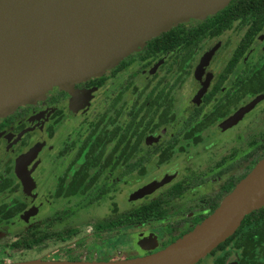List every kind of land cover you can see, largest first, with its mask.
<instances>
[{
	"label": "flooded vegetation",
	"instance_id": "obj_1",
	"mask_svg": "<svg viewBox=\"0 0 264 264\" xmlns=\"http://www.w3.org/2000/svg\"><path fill=\"white\" fill-rule=\"evenodd\" d=\"M231 1L192 26H173L185 31L171 35L166 50L148 47L160 33L95 80H80L52 98L22 104L0 119V226L10 224L13 229L9 232L14 233L19 231L20 226L14 224L17 221L26 223V228L41 223L21 238L5 240L0 248L38 231L52 235L63 234L68 228L76 230L71 238L52 237L40 247L9 254L2 264L30 260L110 262L144 256L164 248L200 222L199 216L215 209L201 210V200L218 194L237 173L243 158L264 145V0L238 1L236 5L246 8L225 12ZM132 66L136 70L123 79L103 112L92 115L81 131L79 122L87 121L95 95L104 85L111 95L115 83ZM183 89L191 91L187 94L189 106L184 107L188 98L183 104L186 122L182 139L174 134L163 143L160 136L169 133L168 125L177 119L176 103ZM86 91L87 99H92L86 111L79 112L77 96ZM128 91L135 97L133 103H121ZM251 103L239 119L224 125ZM210 128L220 135H231L214 137L218 142L233 144L227 153L200 145L206 142L203 132ZM240 129L245 138L233 142ZM70 131H81V138H70ZM55 144L61 145V150L56 160L50 161L47 158ZM35 146L37 151L31 158L19 160ZM177 163L181 169L170 171ZM117 170L118 180L124 179V183L113 188L106 180ZM132 174L144 182H133L135 188L129 198L147 184L167 181L151 193L121 204L123 192L131 186L126 177ZM208 182L212 186L206 192L192 195ZM174 186L184 190L171 201L175 211L166 218L130 229L121 224L104 228L108 220L124 217L127 211L159 199ZM113 189L111 200L108 195ZM82 197L90 199L86 206H77L75 214L68 210L60 213L64 214L60 218L42 214L41 220H33L50 205ZM100 199L106 203L96 204ZM154 227H158V234ZM129 234L136 236L137 251L115 249ZM8 235L0 237L7 239ZM227 251L228 247H216L196 264L208 256L213 257L209 264H215ZM18 253L26 256L17 257ZM229 253L225 264H241L233 251ZM57 256L63 260L53 258Z\"/></svg>",
	"mask_w": 264,
	"mask_h": 264
},
{
	"label": "water",
	"instance_id": "obj_2",
	"mask_svg": "<svg viewBox=\"0 0 264 264\" xmlns=\"http://www.w3.org/2000/svg\"><path fill=\"white\" fill-rule=\"evenodd\" d=\"M230 0H0V108L62 79L102 73L152 36L199 19ZM152 35V36H151ZM151 36V37H150ZM68 83V81H67ZM253 103L224 122L239 119ZM35 146L19 160L36 153ZM166 178L135 191L151 193ZM264 207V155L191 230L153 253L110 262L30 260L5 264H196ZM230 264H238L232 262Z\"/></svg>",
	"mask_w": 264,
	"mask_h": 264
},
{
	"label": "rangeland",
	"instance_id": "obj_3",
	"mask_svg": "<svg viewBox=\"0 0 264 264\" xmlns=\"http://www.w3.org/2000/svg\"><path fill=\"white\" fill-rule=\"evenodd\" d=\"M225 6V5H224ZM222 8V7H221ZM217 11V10H216ZM215 11H212L211 13L209 14H212L214 13ZM206 15H203L201 18L199 19H196V18H190L188 19L187 21H184L182 22V24H185V25H194L196 24L197 22H199L201 19H203ZM152 36V35H151ZM150 36V37H151ZM153 37V36H152ZM151 37V38H152ZM140 47H136L134 49H132L128 55L130 54H135L137 52L140 51ZM128 55H126L124 58L128 57ZM123 58V59H124ZM135 66V65H134ZM111 68V67H110ZM110 68H107L106 70H104L102 73H97V74H93L91 76H85L84 75V78H76V79H62L61 77H59V79L54 83L52 84H49V85H46L45 87H42V92L40 94H37L35 95L34 97H27L25 98L23 101H20V103L16 104L14 107L12 106H6L5 108H0V119L6 115H8L9 113H11L14 109H16L17 107L21 106L22 104H26V105H29V104H36L37 101L39 100V98H41L42 100L46 99V98H52L54 96L55 93H57L60 89L62 88H71L73 87L74 84H77L78 81L80 80H85V79H89V80H92L95 78H98L100 75H103L108 69ZM135 67H130L129 68V71L127 72V75L126 76H123L122 78H120L119 82L115 83V85L113 86V89H111L110 93L111 95L109 94V91H106L105 88L108 86V85H104V87L95 95L96 97L93 99V107L91 109V111H89V117L87 119V121L85 122L84 120L80 121L79 122V129L82 131V128L85 126V123L88 122V120L90 118H93L92 115H96L98 113H101L103 112V110L106 108V106L108 105L109 101L112 99V94L115 92V90L118 89L119 85L123 82V79H125V77H129V75L131 74V72L135 71ZM136 80V79H135ZM68 81V83H67ZM116 88V89H115ZM81 90V89H80ZM195 89L192 90V92L194 91ZM191 91V89H183L181 90V94L182 95H178V98H177V111H176V116H177V119H175V121L171 124L168 125V132L169 133H166L162 136H160V139H161V142L165 143V141H167L168 139L171 138L172 135L174 134H177V136L179 137V139L181 140L182 139V135L184 133V129L185 127L183 126V124L186 122L183 123L184 119L183 117L186 116V112H184L183 110V104L185 102H187V98H188V93ZM74 92H77V90H75ZM75 94V93H74ZM90 96V95H89ZM77 100L79 101L78 103V111L79 112H85L86 111V108L88 107V105H90V100L92 99H87L88 95H87V91L84 92L82 95L80 96H77ZM135 97L133 95L130 94V91L126 92L122 99H121V103L125 100H128L129 104L133 103ZM128 104V105H129ZM189 98H188V103L184 105V107L186 108L187 105L189 106ZM261 121H259L260 123ZM258 123V124H259ZM258 126V125H257ZM81 131H70L69 134V137L74 139V140H79L81 138V134L80 133ZM239 134L237 137H234V140H238V141H241L243 138H245L244 136V133L242 131V129H240L238 131ZM220 135V132L216 129H213V128H210L209 129V132L208 131H204L203 132V139L205 140L206 139V142L200 144L201 146H209L210 148L213 147V150L216 149V150H220L221 152L224 153H227L228 151H226L227 149H229L233 144L229 143V142H218V138H214V137H218ZM230 134L227 133L226 134H223V135H220L219 137L222 138H230ZM212 138L210 140L207 141L208 138ZM76 143H78L76 141ZM181 144H186L185 141H181ZM61 150V145L59 144H55V146L52 148V150L49 152V155H48V160H56V156H57V153L58 151ZM200 150H202V147L200 148ZM187 157V156H186ZM201 164V163H200ZM226 166V165H225ZM153 167L152 164H149V168ZM224 167V166H223ZM174 169H181V165L180 164H174L173 167L169 168L170 171H173ZM119 170H117L116 172H114L113 174H111L108 178H107V185L108 186H113L114 187H118L119 185H121L122 183H124V179H122L121 181L118 180L119 178ZM126 180H127V185L128 184H131V186H128L126 188V191L123 192L122 196H121V201L120 203L123 204V203H128L130 200L129 198V194L131 193V190L133 188H135L134 186V183L133 182H138L137 184H141L144 182V179L142 177H134V175H130V176H127L126 177ZM105 183V184H106ZM101 186V185H99ZM212 186V182H208L207 185L205 187H201V188H198L197 190H194L192 191V195L193 196H196L197 194H199L200 192H206L210 187ZM115 189H113L112 191H110V194L108 195V197L112 200L113 199V196L115 194ZM98 191V188H95V191H94V194H96ZM90 197H82V198H78L76 200H73V201H65V202H61L59 204H54V205H50L47 207L46 211L43 212V213H40L38 216H36L33 220L35 221H38V220H41L42 219V214H49V217H53L54 216V219L56 218H60L61 216H64V214H60L62 212H66L68 210H72V213L70 214H75L76 213V207L78 206H86L87 202L89 201ZM105 202L106 203V200H103V199H100V200H97L96 201V204H100V203H103ZM95 205V204H93ZM92 205V206H93ZM59 208V210L57 209ZM32 221H29L28 223H31ZM14 224H17L19 227V231L18 232H14V233H11L9 231H12V227L10 224H4V225H1L0 226V235H5V234H9L8 236L9 237H5L7 239H4V237H0V245L4 244L6 241H9V242H12L18 238H21L23 237L24 235L28 234L29 233V230L31 228H33L34 226H38L40 225L41 223H37L34 224V225H31L30 228H26L27 224L24 223L23 221H17L16 223ZM195 224V223H194ZM197 224V223H196ZM16 225V226H17ZM28 227V226H27ZM154 233L156 232V234H158V227H154ZM11 233V234H10ZM155 234V235H156ZM136 238V236L134 235H131L129 234L127 237H126V240H122L123 242H119L117 243V245H115V249L119 248V249H127L128 251H137L136 249V244L134 242V239ZM156 238V236H155ZM160 239H162L161 237H159V241ZM6 240V241H5ZM169 244V243H168ZM44 254V253H43ZM220 252L217 253V255H219ZM30 256L32 255H36L34 253H29ZM17 257H23V256H26V254H22V253H18L16 254ZM29 256V257H30ZM55 259H58V260H61L62 257L61 256H57V257H53ZM205 258V257H204ZM63 260V259H62ZM203 260V259H202ZM213 260V257L212 256H208L201 264H209V262H211Z\"/></svg>",
	"mask_w": 264,
	"mask_h": 264
},
{
	"label": "trees",
	"instance_id": "obj_4",
	"mask_svg": "<svg viewBox=\"0 0 264 264\" xmlns=\"http://www.w3.org/2000/svg\"><path fill=\"white\" fill-rule=\"evenodd\" d=\"M249 0H232L229 6L225 9V12H233L235 9H245L236 5L235 2ZM185 29L170 28L169 30L162 32L159 36L154 37L149 43L148 47L153 49L154 47H161L167 49V44L171 35L181 33ZM198 32V30H195ZM157 44L159 46H157ZM264 146V145H263ZM257 146L256 149L243 158L242 165L235 175H233L230 183L222 188L216 195L207 197L201 200L199 208L201 210L216 208L222 198L229 193V191L251 170V168L263 157L264 147ZM135 163V162H133ZM183 188L180 186H174L172 189L167 191L162 197L155 201H149L141 206L131 209L126 212L124 217L117 218L115 220H108L109 223L104 225V228H111L117 225H123L124 228L130 229L136 225H145L152 221L161 220L166 218L170 214L174 213L175 208L172 206L171 201L179 194L183 193ZM208 213L201 215L198 219L205 218ZM76 233V230L68 228L66 231L57 234L47 235V233L34 232L23 239L14 242L12 245H5L0 248V264L3 263L5 257L10 256L14 252L21 251L23 249L40 247L47 240L52 237L58 239H68ZM228 247L224 255L217 258L215 264H225L229 259L230 250L238 256L241 264H264V207L255 210L244 217L238 229L229 236L225 242L218 245L217 250Z\"/></svg>",
	"mask_w": 264,
	"mask_h": 264
}]
</instances>
